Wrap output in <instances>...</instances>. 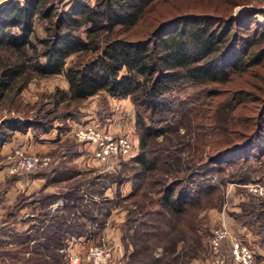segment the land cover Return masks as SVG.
I'll use <instances>...</instances> for the list:
<instances>
[{"label": "trees", "instance_id": "1", "mask_svg": "<svg viewBox=\"0 0 264 264\" xmlns=\"http://www.w3.org/2000/svg\"><path fill=\"white\" fill-rule=\"evenodd\" d=\"M92 1L76 0L59 10L55 0H23L0 8V146L16 130L30 129L38 136L54 128V119L79 121L76 111L100 93L128 98L140 129L138 153L130 167L138 183L125 198L130 205L123 223V236L129 241L124 245H131L128 264H189L203 249L204 216L200 214L216 190L205 182L192 187L194 177L211 164L224 169L223 164L260 159L259 151L252 150L259 139L264 142L260 134L264 101L255 127L246 122V127L234 129L235 137L227 133L206 141L213 127L204 119L211 117L189 100L198 95V102L202 95L200 103L210 106L218 97L233 100L235 94V102H244L247 90L242 79L264 58V28L251 13L250 19L236 21L232 16L227 19V11L208 7L155 13L160 0ZM36 19L46 22L42 37L35 35ZM52 74H62L68 88H57L49 96L54 109L60 110L49 119L40 108H27L20 96L32 80ZM31 109L34 112L28 117ZM4 113L15 118H3ZM180 126L184 133L177 137L189 133L191 143L179 140L177 147L156 141L160 136L166 139V133L179 134ZM16 176H8L4 185H13ZM65 197L81 199L82 195L73 191ZM66 205L70 207L64 203V209L75 213L74 204ZM57 212L47 224L49 208L28 217L29 226L19 233L15 214L9 211L0 221V264H56L52 252L61 263L57 230L67 234L75 228L86 235L92 231L81 221L66 223ZM248 213L252 219L239 224L244 234L246 226L253 232L255 227L264 230V203ZM58 219L59 228L52 230V222ZM37 231L50 233L41 242L34 238ZM233 234L254 251L243 234ZM181 243L185 246L179 248Z\"/></svg>", "mask_w": 264, "mask_h": 264}, {"label": "rangeland", "instance_id": "2", "mask_svg": "<svg viewBox=\"0 0 264 264\" xmlns=\"http://www.w3.org/2000/svg\"><path fill=\"white\" fill-rule=\"evenodd\" d=\"M73 1L76 0H55V7L59 10ZM86 1L91 4L93 2L92 0ZM15 2L23 3V0H0V8ZM206 7L211 9L209 11H214V9L227 11V19L232 16L237 18L236 21L250 19L248 15L251 13L257 24L262 25L264 28V0H160L156 5L155 13L166 14L174 8L189 11L190 9L202 10ZM45 24L46 22L43 20H35L36 36L42 37L44 35L43 27ZM71 59L72 57L68 59V62ZM242 83V87L247 90L246 95H244V102H235V94H233V100L225 98V95L218 97L214 99L210 106L200 103L203 99L202 95L198 102V95L192 96L189 100H194L195 107L202 111L205 110L204 113L208 111L207 115L211 117V119L207 117L204 119V123H211L213 127L205 138L206 141H215L219 138L218 136L222 137L227 133H231L230 137H235L234 129L246 127V122L251 124V127L257 125L256 115L258 116L260 110L259 105H262L264 101V58L260 64L247 70ZM234 84L236 85V81H234ZM236 87L240 86L236 85ZM57 88H68L62 74L38 77L25 87L20 97L27 108H34L35 110L40 108L42 114L52 119L60 111L54 109L49 98ZM258 94L262 96V100H260ZM205 99L208 100L209 98ZM34 109L29 111L28 117L32 116ZM249 110L252 112L249 113ZM49 112L50 114H48ZM76 112L80 114L79 121L73 119L63 121V118L53 120L54 128L52 129H56L57 125H59V129L46 137V140H53L50 143L45 141L48 143L46 144L47 148H41L38 153L40 155L44 153L51 155L53 165L45 168V171L17 174L14 184L7 187L4 183L11 174L7 172L4 163H0V170L7 175L2 179L3 176L0 174V211L2 212L0 221L5 218L9 211H13L16 230L21 233L30 224L26 220L28 217L37 215L41 210L49 208L50 214L46 219L47 224L49 218H52L55 212L58 211L59 216L63 215L66 218V223L72 225L77 221L84 222L85 227L87 226L92 232L86 235L88 233L84 230L79 231L75 228L74 230L69 228L66 234L62 233V230H57L55 240L62 243V245L57 247L56 251L58 250L57 253L59 254L62 253L61 263L58 261L59 257L56 254L54 255V252H50L53 254L52 259H56V264H89L86 262V250L91 245H105L111 249L113 256L109 264H128V252L131 250V245H129V248L124 245L129 241L123 236L125 235L123 223L130 205L125 198L131 192L133 185L138 183L132 177L133 172L130 167L134 166L131 160L138 153V133L140 132L135 124L134 107L128 98L113 97L106 93H100L86 100ZM5 117L13 119L15 115L12 113L3 115V118ZM209 120L213 121L210 122ZM73 123L80 124V126H76L77 129H71L70 125ZM260 125L261 138L264 139V121ZM88 127H100L114 134H125L132 143L130 155L121 158L113 167L107 168V165L94 158V145L91 142L78 140L77 132ZM27 131L35 138L43 137L46 134L35 136L33 130L27 129L25 132ZM56 133L59 134L58 137L55 135ZM178 133H166V139L160 136L156 141L177 147H180L179 140H182L184 144L191 143L189 133H185L181 138L177 137V135L181 136L184 133L183 127L180 126ZM255 145L252 151L258 150L257 154H259L260 159H248L231 166L223 164L221 166L224 169H220L216 164H211L202 169L198 176L194 177L192 187H195L197 183L205 182L216 190L212 192L210 203H207L205 210L200 214L204 216L201 230L204 236L203 249L199 256L189 264H208L211 256L208 248V238L214 229L224 226L234 233L238 231L246 239H249L254 248L256 261L259 264H264V240L260 241L261 236L264 235V230L255 227V232H253L246 226L245 229L248 232L244 234L245 230L239 226L241 221L252 219L253 216L248 213L249 211L264 203V196L252 190L254 186H264V142L259 139V142H256ZM184 149H187V147H184ZM208 150L209 145L205 148L206 153ZM186 155L187 153H182V156L187 157ZM4 157L3 155L0 156V162L3 161ZM238 157L236 156V158ZM73 191L82 195V198L65 197L66 193ZM57 194L59 196L56 197ZM67 202L72 206L75 205V208H72L75 213H72L69 209V211L64 209L65 206L70 207L66 205ZM64 203L65 206H63ZM83 210L84 212H82ZM63 216L60 217L65 220ZM88 218L91 219L88 220ZM35 223L36 225L41 224L37 220H35ZM52 223V230L55 227L59 228V219L54 220ZM251 232L256 233V235H252ZM48 233L50 231L44 233L37 231L34 238H39L43 242L44 235ZM131 233L132 231H129L128 235H131ZM6 237L9 238L8 235ZM52 245L57 244L52 243ZM182 246H185V244H179V248ZM157 252L160 253L161 249L158 248ZM20 263L15 262L14 264Z\"/></svg>", "mask_w": 264, "mask_h": 264}, {"label": "built area", "instance_id": "3", "mask_svg": "<svg viewBox=\"0 0 264 264\" xmlns=\"http://www.w3.org/2000/svg\"><path fill=\"white\" fill-rule=\"evenodd\" d=\"M85 130V131H84ZM79 141L94 145L93 156L100 163L113 167L121 158L128 157L132 143L125 134H114L100 127H88L77 132ZM9 174L31 173L50 166L51 159L46 155L29 154L21 148H15L5 155L3 161ZM264 196V186L252 189ZM210 259L208 264H259L254 251L227 227L212 231L208 238ZM112 251L105 245H91L86 250V262L89 264H109Z\"/></svg>", "mask_w": 264, "mask_h": 264}, {"label": "crops", "instance_id": "4", "mask_svg": "<svg viewBox=\"0 0 264 264\" xmlns=\"http://www.w3.org/2000/svg\"><path fill=\"white\" fill-rule=\"evenodd\" d=\"M70 126H71V129H73V128L77 129V127H79L80 124L73 123ZM56 127H55L56 129H52L49 133L47 132L43 137H40V138H35L31 133H29V131H27V132H19V131L18 132H14L13 135L10 137V139L8 141H5V142H3V144H1V146H0V156L3 155V157H4V155H6L7 153L11 152L15 148H21V149H23L25 152H27L29 154H38L40 152L41 148H47L46 144L50 143L51 140H53V139L46 140V137L48 135H50L52 132L55 133L57 131V129H59V125H57ZM55 135L57 137L59 136L58 133H56ZM52 138H53V136H52ZM45 141H47L48 143H46ZM42 155H46V156H48L51 159V155L50 154L44 153ZM51 165H53L52 159H51L50 166ZM0 172H1L0 174H2V176H3V177H1L2 179L5 176H7L4 172H2V170H0ZM34 182H36V181H34ZM0 215H2L1 211H0ZM0 224H1V222H0Z\"/></svg>", "mask_w": 264, "mask_h": 264}]
</instances>
